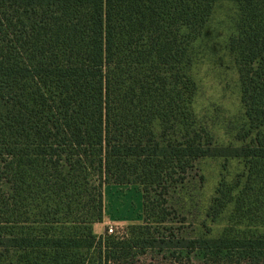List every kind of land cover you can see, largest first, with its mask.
<instances>
[{"label":"trees","instance_id":"1","mask_svg":"<svg viewBox=\"0 0 264 264\" xmlns=\"http://www.w3.org/2000/svg\"><path fill=\"white\" fill-rule=\"evenodd\" d=\"M203 64L237 77L240 111L220 130L197 109ZM207 159L249 170L194 214ZM132 184L144 223L96 235L104 187ZM259 219L264 0H0V264H264Z\"/></svg>","mask_w":264,"mask_h":264},{"label":"rangeland","instance_id":"2","mask_svg":"<svg viewBox=\"0 0 264 264\" xmlns=\"http://www.w3.org/2000/svg\"><path fill=\"white\" fill-rule=\"evenodd\" d=\"M231 15L230 6H223L217 11L216 24L208 30L205 42L210 46L219 45L225 40L228 33L227 16ZM196 76L199 81V94L197 99V109L210 116H218L220 120L216 122L218 130L223 128V121L228 120L240 111L238 100V90L236 87V74L232 68L221 65L203 64L196 68ZM217 118V117H216ZM222 134V132H219ZM200 173L204 176V181L192 194L193 204L191 206L194 214L204 210L210 200L216 196L219 185L223 182L229 184L232 194L237 195L240 188L245 184V173L249 167L243 161L207 159L199 163ZM240 181V183H237ZM233 204L229 207L230 217L233 211ZM194 210V211H193ZM201 219V217H199ZM193 217L190 218L192 223ZM229 227L234 230L232 219H227ZM144 223V200L143 189L138 184L132 185H106L104 187V219L100 224L94 226L96 235L108 233L109 228H113L114 233L110 234L119 238L127 236V228L132 225ZM257 225V224H256ZM263 220H258L257 227L250 226L249 229L264 234ZM163 255L149 252L140 256V264H156L162 262ZM193 261H200L197 258ZM164 264V263H163Z\"/></svg>","mask_w":264,"mask_h":264},{"label":"built area","instance_id":"3","mask_svg":"<svg viewBox=\"0 0 264 264\" xmlns=\"http://www.w3.org/2000/svg\"><path fill=\"white\" fill-rule=\"evenodd\" d=\"M112 233H114V230H113V228H109V230H108V233L107 234H112Z\"/></svg>","mask_w":264,"mask_h":264}]
</instances>
